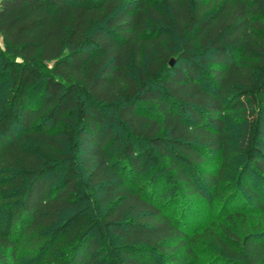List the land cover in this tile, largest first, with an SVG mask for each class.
Instances as JSON below:
<instances>
[{"label":"trees","instance_id":"obj_1","mask_svg":"<svg viewBox=\"0 0 264 264\" xmlns=\"http://www.w3.org/2000/svg\"><path fill=\"white\" fill-rule=\"evenodd\" d=\"M154 2L0 0V264H264V0Z\"/></svg>","mask_w":264,"mask_h":264},{"label":"rangeland","instance_id":"obj_2","mask_svg":"<svg viewBox=\"0 0 264 264\" xmlns=\"http://www.w3.org/2000/svg\"><path fill=\"white\" fill-rule=\"evenodd\" d=\"M149 2H154V0H147ZM0 48H2V43L0 41ZM9 86L8 82L5 79L0 78V90L4 91L5 88ZM0 99H4V93L1 92V97ZM226 131L228 135V140L229 144H231V152L232 155H230V158L234 159V162H237L238 159L236 158L235 152L237 151L238 147L240 146V143L242 142L244 138V122L241 119V112L240 110H236V112H232L230 116L226 117ZM116 135H118V139H121L122 134L118 132L115 129ZM214 161L212 162V165L210 166V170L213 171V169L218 165V156H213L212 158ZM249 183L254 181V177L251 175L249 178ZM255 187L258 189V194L261 198L264 200V186L262 184V181L259 180L258 182H254ZM253 184V183H252ZM230 187L225 188L224 192V197L225 199L218 200L216 202L209 203L207 200H200L197 199L194 202H192V205H180L179 198L177 194L175 195L173 192L168 189V187H164L162 189L163 194V200H166V211L169 214H172L176 219L180 218L182 225H185L186 229L188 230L189 233H193L195 229H199L205 225H207L212 219H215L216 217H224L229 211L233 210L234 208H240L245 211H248V207H243L242 203H240L239 199H235V202L229 210L224 209V201L228 199L232 194L235 192L242 194V196L249 197V193H247L245 190L238 188V186L234 185H229ZM253 186V187H254ZM148 187V186H147ZM167 194V196H165ZM162 197V196H161ZM225 210V211H224ZM181 226V225H180ZM199 245L201 246L202 249L205 250V252H201V255L199 258H201L202 263H212V261L215 258L213 254L208 252L207 246H205L204 241L199 240ZM200 249V247H199ZM61 250V252H59ZM62 247L58 249L56 253H53L54 257H60L62 255ZM61 254V255H59ZM107 260L105 261V263ZM42 263V261H41ZM26 264H40V262H37L34 258H26ZM50 264H58L56 263L55 260L51 261ZM154 264H159L158 262H154ZM222 264V263H219Z\"/></svg>","mask_w":264,"mask_h":264},{"label":"water","instance_id":"obj_3","mask_svg":"<svg viewBox=\"0 0 264 264\" xmlns=\"http://www.w3.org/2000/svg\"><path fill=\"white\" fill-rule=\"evenodd\" d=\"M170 61H171V62H169V65L172 66V64H173V60L171 59Z\"/></svg>","mask_w":264,"mask_h":264}]
</instances>
